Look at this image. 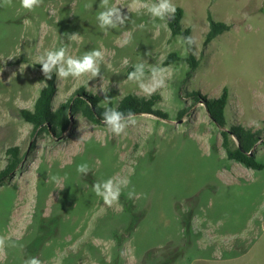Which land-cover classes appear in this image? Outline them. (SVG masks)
Returning <instances> with one entry per match:
<instances>
[{
  "label": "rangeland",
  "instance_id": "374dc122",
  "mask_svg": "<svg viewBox=\"0 0 264 264\" xmlns=\"http://www.w3.org/2000/svg\"><path fill=\"white\" fill-rule=\"evenodd\" d=\"M154 2L110 0L128 19L107 31L97 20L100 0H43L31 11L20 0L0 6V169L9 146L23 155L0 185V264L30 257L42 264H264V168L226 159L201 102L176 117L192 102L185 92L210 98L227 86L228 121L264 136V0H171L184 10L199 59L186 80L185 61L161 65L169 51L187 50L180 37L168 41L167 17L141 7ZM207 10L230 29L203 45ZM61 46L76 57L100 50L104 61L89 81L56 76L55 105L79 86L101 96L108 89L109 98L148 96L128 79L143 63L145 83L153 67L163 69L165 84L155 93L169 116L135 115L134 126L114 135L77 114L61 139L31 134L17 112L33 106L45 84L34 62ZM253 150L264 163V146ZM115 177L130 183L109 207L93 185Z\"/></svg>",
  "mask_w": 264,
  "mask_h": 264
},
{
  "label": "trees",
  "instance_id": "16d2710c",
  "mask_svg": "<svg viewBox=\"0 0 264 264\" xmlns=\"http://www.w3.org/2000/svg\"><path fill=\"white\" fill-rule=\"evenodd\" d=\"M183 16V8L176 6L174 15L166 18V23L170 30L168 41L174 37H192L191 27L183 25L181 22ZM206 20L208 27L202 40L203 45L216 38L222 32L230 29L228 22L214 20V16L210 10H207ZM184 45L187 50L186 55L179 53L177 50H171L162 59L161 65L185 61L188 67L185 74L186 80L199 66V59L195 57L193 45ZM56 89V75L53 73L52 79L47 80L44 86L42 85L38 89L33 106L18 109V116L23 121L31 124V134L45 133L52 138L61 139L65 131L69 129L70 116L74 118L77 114L92 123H97V125L104 123V96L90 91L85 86H79L65 100L55 105L53 100ZM229 93L227 86H224L221 93L217 96L210 98L200 94L199 91L185 92V94L191 97L192 102L190 105H185L179 109L176 117L180 118L190 109L192 104L201 102L208 117L219 127L221 147L226 159L240 162L247 168L263 169L264 163L256 158V153L253 149L257 145L264 146V136L250 127H245L241 123H230L228 121L226 112ZM109 99L110 103L108 106L117 108L125 115L131 112L134 115L151 113L152 115L163 118L169 116V113L160 106V101L162 100L161 95L155 92L151 96H140L133 92H128L120 98L110 97ZM5 153L7 155V161L0 169V185L11 177L13 171L23 158L17 145L9 146L6 148Z\"/></svg>",
  "mask_w": 264,
  "mask_h": 264
},
{
  "label": "clouds",
  "instance_id": "9594fccd",
  "mask_svg": "<svg viewBox=\"0 0 264 264\" xmlns=\"http://www.w3.org/2000/svg\"><path fill=\"white\" fill-rule=\"evenodd\" d=\"M12 0H2L0 6L11 5ZM43 0H20L21 7L26 10H34L42 4ZM100 6L103 8L97 15V20L101 29L107 31L109 28H117L123 26L128 19V16L122 14L120 8L115 4L110 5V0H100ZM91 7V5H86ZM141 7L145 8L147 12L152 16L160 19L174 15L176 6L171 0H155L152 4H143ZM140 27H143L141 25ZM75 33L72 34V38L75 39ZM131 39V33L123 41V44L129 43ZM182 42L187 46H192L195 41L192 37H183ZM11 58V57H10ZM104 61V54L102 51L94 49L89 52H85L82 56L76 57L69 54L66 47H59L54 50H47L41 53L35 60L34 64L41 65V71L45 77V82L52 79L53 73L60 79H67L69 77L79 79L87 76L88 81L100 76V64ZM127 63V62H125ZM26 67V65H25ZM152 79L150 83L144 82L145 77V65L138 63L134 66V70L128 74L130 81H135L139 84L144 93L151 96L157 89L161 88L165 84L163 76V69L153 67L151 69ZM104 94V112L103 121L107 126V129L114 135H121L125 133L126 129L130 125L136 124V117L133 113L129 112L125 115L122 111L114 107H109L110 99L107 96L108 89H100ZM77 171L83 175L89 172L87 164H80L77 167ZM130 181L127 178L115 177L108 178L103 181L94 183L93 191L95 194L102 198L105 205L111 207L118 203L121 191L126 188ZM133 193H129V197ZM5 246V238L0 237V249ZM24 264H42L37 257H30Z\"/></svg>",
  "mask_w": 264,
  "mask_h": 264
},
{
  "label": "water",
  "instance_id": "95a60500",
  "mask_svg": "<svg viewBox=\"0 0 264 264\" xmlns=\"http://www.w3.org/2000/svg\"><path fill=\"white\" fill-rule=\"evenodd\" d=\"M73 123V118L70 116V125Z\"/></svg>",
  "mask_w": 264,
  "mask_h": 264
}]
</instances>
